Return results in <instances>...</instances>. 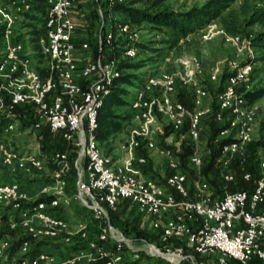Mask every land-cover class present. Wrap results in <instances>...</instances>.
Here are the masks:
<instances>
[{"label": "built area", "instance_id": "built-area-1", "mask_svg": "<svg viewBox=\"0 0 264 264\" xmlns=\"http://www.w3.org/2000/svg\"><path fill=\"white\" fill-rule=\"evenodd\" d=\"M77 1H0V164L29 175L42 171L47 163L55 164L50 180L36 195L24 190L19 180L0 179V264H130L141 259L143 264H199L196 254L217 264H228L231 259L240 264L264 261V148L258 156L262 174L252 190L232 191L230 184L236 176L226 165L231 158L244 156L258 123L259 106L238 90L242 85L250 88L252 58L256 57L251 41L224 28L213 31L211 22L179 41L181 45L197 35L210 38L218 34L234 48L225 87L211 104L207 103L210 91L206 81L218 82L223 69L208 66L196 53L165 52L164 67L148 75L129 101L134 120L126 132L119 131L123 156L115 159L102 151L96 131L99 111L121 76L120 60L100 55L79 64L73 16ZM129 1L99 2L101 51L105 44L113 48L114 42L123 37L126 44L121 55H137L140 32L130 21L111 17V29L102 32L107 28L106 9L111 15L115 5ZM39 2L46 7L44 26L38 38L29 41L24 35L26 27L19 22L27 13L37 12ZM82 46L86 49L89 44ZM247 49L251 59L245 58ZM166 66H176L177 70ZM188 88L193 91V108L178 99L180 91ZM210 114L228 123L216 138L229 140L218 158H227L223 191L218 197L212 196L208 182L203 180L199 149L202 121ZM23 125L40 141L41 130L48 127L78 148L74 161L76 198L92 215L94 232L88 220L71 223L57 213L71 203L66 188L70 153L48 154L42 142L37 151L20 148L10 135L21 132ZM166 134L167 145L158 147L157 136ZM187 140L193 147L189 156L195 170L193 196L179 155ZM155 148L164 154L170 169L164 183L143 172L148 160L139 151ZM243 177L246 181L253 178L249 171ZM41 196H49V200L37 201ZM127 200L151 218V228L158 232L161 245L141 239L145 248L141 247L138 239L112 224L110 211L120 209ZM176 239L183 244L175 247ZM186 248L191 251L186 253Z\"/></svg>", "mask_w": 264, "mask_h": 264}, {"label": "rangeland", "instance_id": "rangeland-1", "mask_svg": "<svg viewBox=\"0 0 264 264\" xmlns=\"http://www.w3.org/2000/svg\"><path fill=\"white\" fill-rule=\"evenodd\" d=\"M2 1V0H0ZM5 1V0H3ZM137 4L140 6H146L148 4H152V1L150 0H136ZM207 0H162L160 2V8H167V9H177V10H185L187 8H190L194 5H202ZM81 12L79 13V16L77 17V31L75 40L77 42V59L79 64L82 66L87 61L96 59L95 57V51L96 47L99 46L101 51V46L99 42V30H100V21L98 19V16L96 14V2L95 0H82ZM242 3V0H236L232 2L230 8L224 12V14H228V12H233L238 19L239 26L243 30L242 32H238L242 35L243 39L245 41H251V37L249 36L251 34V30L258 29L257 26L251 27V28H245L243 26V20L245 18V14L240 10V5ZM88 14V15H86ZM37 16V17H35ZM107 28L105 30L108 31L112 27V21H110V18H116L118 20L123 19L124 17L122 14H119L118 12H112L110 15L107 13ZM19 25L21 27H26L25 30V36L30 41L32 38V31L33 29H43L44 26V15L40 14L39 12H35L33 14H26L23 16V18L20 19ZM116 21V20H115ZM79 22V25H78ZM213 24L212 28H214L213 31L218 30L219 28L226 29L229 33H235L226 28L224 24H222L219 20H214L211 22ZM133 29H137L140 32V41L136 42L137 49V55L130 59H125L121 54L119 55V60L121 62L123 61H129L131 63L142 61L145 62L144 67L139 70H133V69H125V74H138L143 76L144 80L145 78L150 75L157 73L161 66L164 67L163 62V54L167 51H174L175 54L181 55V54H189V53H196L198 54L205 64L208 66L210 65H219L220 68L223 69V72L227 70L229 60L232 58L234 54V48L232 46L226 45L224 41L222 40L221 36L218 34L212 35L210 38L200 37L199 35L195 36L194 39L191 42L179 44L177 47L168 48L166 44H164V35L158 31L153 30L149 25L143 24L140 26H134ZM245 29V31H244ZM104 32V33H105ZM250 39V40H249ZM85 42H88L89 47L84 49L82 44ZM253 54L256 56L252 58L253 61V72L251 76L250 81V88L251 87H264V61L258 60V52L254 48L253 45ZM157 48H162L164 53L159 57V54L155 51ZM168 48V49H167ZM113 48H111L112 51ZM110 53V49L108 50ZM107 52V53H108ZM108 53V54H109ZM39 55V54H37ZM245 58H250V55L248 53V49L246 51ZM172 71L177 70L176 66H166ZM207 88H209L210 91V97L207 100V103L211 104L214 103V99L216 96V92L219 88V82L216 83H210L206 81ZM130 93L128 95V100L130 101L133 94L137 91V87L132 86L130 87ZM256 104L259 105V115H258V124L257 128L255 130V133L253 135L252 140L250 143H252V147L250 150H248V146L246 149V153L244 156H235L234 158H231V160L226 164L229 169L236 174H241L242 170L245 169V163L248 159V162H253L257 164L258 162V156L259 151L264 148V145H258V150L254 152L253 144H261V142H264V96L258 99ZM117 113L123 116L122 120H120L117 124V132L113 135H107V139L105 141L100 140V133L99 130L96 131L98 144L102 151L106 154L107 152H110V154H113L115 159H119L123 156V152L120 148V144L122 142V137L119 133V131L123 130L126 132L131 125L133 124L134 115L135 113L131 110L130 103L116 107ZM210 119H212V115L210 114L209 117H206L202 121L203 131L201 135V141H200V153L203 156V159L205 162L207 161L209 157V145L208 141L211 136L212 130H211V122ZM161 122L166 126L167 122L166 120L162 119ZM21 132H13L10 137L14 140L15 144L18 145L20 148L24 150H38L39 145L42 141H40L41 138L36 137V134L34 132H31L28 127H25L24 125L19 129ZM166 135L157 136L156 142L158 147L162 148L167 145L166 141ZM249 143V144H250ZM257 146V145H256ZM54 148H47L45 152L48 154L55 153ZM78 150V148H77ZM141 151V150H140ZM254 153V155H253ZM146 157H147V164L143 166L145 175L156 177L160 180H163L166 175L169 172L167 159L159 150V148H155L151 151H146ZM256 158V159H255ZM254 159V160H253ZM222 160V161H221ZM220 161L217 160V171H214V173L211 174V179L213 182H210L207 180V178H203V180H206L210 186V192L211 194L217 195L218 194V187L221 183L222 178V172L225 169L224 162H226L227 158L221 159ZM238 163V164H237ZM190 167L192 165L188 164ZM238 167V168H237ZM52 165L51 163H47L46 167L42 171L34 172L32 175H29L26 172L22 171H13L9 168H6L0 164V179L4 180H19L20 182L25 181V183L29 184L31 182L34 183V188H41L42 184L46 181L50 180V173L52 172ZM184 170V168H182ZM67 191L69 197H71V203L69 205H66L64 207H61L58 210V214L65 217L67 220H69L71 223H75L78 219H86L89 221V227L91 232L95 231L94 222L92 221V215L90 212L83 209L79 201L76 198V193L78 191L76 180H77V174L74 175L72 171V166L70 165L68 172H67ZM194 186V178L191 176L188 180V188H193ZM39 188V189H40ZM193 190V189H192ZM136 208V207H135ZM124 218H127L128 220H131L134 224L139 226L142 229H145L146 231L154 232L151 228V218L138 212L137 208L134 209V207H129V209L126 210V213L124 214ZM144 243V242H143ZM141 240L138 241V245L145 248V245L143 244ZM197 256V254H196ZM206 258V257H204ZM151 260V259H150ZM198 261V260H197ZM200 264H206L205 260H200ZM209 264V263H207Z\"/></svg>", "mask_w": 264, "mask_h": 264}, {"label": "trees", "instance_id": "trees-1", "mask_svg": "<svg viewBox=\"0 0 264 264\" xmlns=\"http://www.w3.org/2000/svg\"><path fill=\"white\" fill-rule=\"evenodd\" d=\"M105 0H95L96 2V14L100 21V25L102 26V21L100 19V15L97 11V6L99 2L105 3ZM152 4H148L146 6H140L137 4L136 0H131L128 3H121L115 5L111 11L118 12L122 14L124 17L121 20H128L131 22L132 26H140L143 24L149 25L153 30H158L164 35V44L167 45L168 48H173L179 44V41L186 37L187 35L194 33L198 29L206 26L208 23L219 20L222 24L226 26V28L232 32L238 33L242 32L243 30L239 26L238 19L236 18L233 12H228V14H224L226 10H228L232 4V2L236 0H207L202 5H194L190 8L185 10H177V9H167V8H160V2L162 0H150ZM35 9L42 15L46 13V7L42 2L36 4ZM240 10L245 14V18L243 20V26L245 28H251L257 26L258 29L251 30V43L258 52V60L264 61V0H242L240 5ZM110 13V9H106L105 14ZM37 17V16H35ZM101 26L99 30V34L101 32ZM105 27L103 28L102 32L105 34ZM245 31V29H244ZM42 33V29L36 30L33 29L32 31V40H36L38 36ZM76 42V40H75ZM77 44V42H76ZM126 41H124L123 37H119L117 41L114 42V47L111 49L106 46H103V50L100 51V47L97 46L95 49V57L98 58L100 55L103 56L105 59L119 57L122 54V50ZM167 48V49H168ZM110 49V53L108 50ZM159 57L162 55L163 49L157 48L155 50ZM109 54H108V53ZM164 55V54H163ZM130 59V58H125ZM145 62L139 61L131 63L129 61H120V68H121V76L118 77L114 83L113 90L111 94L105 99L103 107L99 111L98 122L99 126L98 129L100 133V140L103 142L107 139V135H113L117 132V124L120 120H122L123 116L117 113L116 107L123 106L129 103L128 95L130 93V87L135 86L137 87L144 81V77L138 74H125V69H133L139 70L144 67ZM229 72L228 69L223 72L221 77L219 78V88L216 92V95L219 91H221L226 84V80L228 78ZM209 82V81H207ZM211 83V82H210ZM239 92L244 93L245 97L249 102L255 103L258 99L264 96V87H251L246 88L245 85L239 87ZM178 99L182 101L187 107L193 108V91L188 88L185 90H181L178 94ZM214 107L216 105L214 104ZM211 122V136L208 141L209 145V157L207 161L203 159V166H202V177L205 179L207 178L208 181L213 182L211 179V174L214 171H217L218 167L216 162L221 155V149L225 142L229 141L228 139L224 140H217V135L222 128L227 127L228 123L227 120L223 122H219L214 119L212 115ZM187 128L185 124L184 129ZM167 133L170 132V126L166 127ZM42 134V148L44 151L47 148H54V152L62 151V152H69V158L72 166L73 174L76 175V169L74 167V161L78 155V150L76 146L72 145L67 140L63 139L60 134H55L50 131L48 127H45L40 132ZM257 145V146H256ZM258 145H264V142L261 144H253L254 152L258 150ZM252 147V143L248 144V150ZM146 149H141L139 153L144 154L146 156ZM193 152L192 145L187 141L184 142L182 146V150L179 153L180 158L182 160V168L184 171L188 173L189 177L195 178V170L193 167H190L189 164V156ZM254 155V153H253ZM256 159V158H255ZM254 160V159H253ZM238 164V163H237ZM52 168L54 169L55 164L51 163ZM238 168V167H237ZM52 169V170H53ZM252 173V180L246 181L243 177L245 172ZM235 182L230 184V189L232 191L239 190V189H248L252 190L254 187V181L261 176V170L259 167V161L257 164L253 162H248V159L245 163V169L242 170L241 174H236ZM221 183L219 184L218 194L214 195L213 197H218L222 195V185H223V176L221 178ZM166 180L163 179L162 183ZM189 180V179H188ZM206 181V180H205ZM207 182V181H206ZM188 185V182H187ZM193 188H189L190 194L193 196ZM40 200H49V196H41L38 198L37 201ZM129 207H134L136 209V205L132 204L130 201H125L124 204L121 206L120 209L116 211H110V218L112 224L121 229L125 235L131 238H135L138 240L146 239L149 242L156 243L157 245L160 244L159 234L158 232H149L145 229L140 228L136 224H134L131 220L124 218V214ZM136 207V208H135ZM138 210V209H137ZM175 247H179L183 244L182 240L176 239L174 241ZM18 246L15 245L14 249ZM191 250L186 248L185 252L189 253ZM198 263L200 264V260H205L206 264H217L212 261V258L209 257H201L197 254L196 256ZM139 260L138 262H132L130 264H143ZM148 264V263H147ZM183 264H189L188 261H185ZM228 264H240L236 260H229ZM250 264H264V261L254 259Z\"/></svg>", "mask_w": 264, "mask_h": 264}, {"label": "crops", "instance_id": "crops-1", "mask_svg": "<svg viewBox=\"0 0 264 264\" xmlns=\"http://www.w3.org/2000/svg\"><path fill=\"white\" fill-rule=\"evenodd\" d=\"M83 2H82V0H78L77 2H76V4L74 5V7H73V16H74V19H75V21H77V17L79 16V13L81 12V7H80V5L82 4ZM86 15H88V14H86ZM78 25H79V22H78ZM79 79H81V78H79ZM256 104V103H255ZM258 105V104H257ZM259 106V105H258ZM258 124V123H257ZM257 128V127H256ZM106 154H108V155H113V154H110V152H107ZM145 166V165H144ZM143 172H144V169H143ZM170 173V169H169V172H168V174ZM167 174V175H168ZM144 175H145V172H144ZM166 175V176H167ZM146 177H149V178H154V179H156L157 181H160V182H162V180H160V179H158V178H156V177H153V176H148V175H145ZM165 179V178H164ZM34 183L35 182H31V183H29V184H27V183H25V181H23V182H21V184H22V186H23V189L24 190H26L29 194H31V195H36L37 193H38V191H39V188H34Z\"/></svg>", "mask_w": 264, "mask_h": 264}, {"label": "water", "instance_id": "water-1", "mask_svg": "<svg viewBox=\"0 0 264 264\" xmlns=\"http://www.w3.org/2000/svg\"><path fill=\"white\" fill-rule=\"evenodd\" d=\"M151 246L154 248V245L151 243ZM160 255L164 256V253H160Z\"/></svg>", "mask_w": 264, "mask_h": 264}]
</instances>
